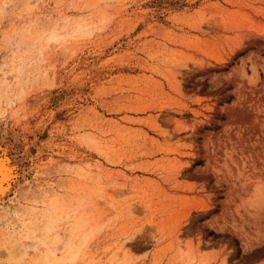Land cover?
I'll return each instance as SVG.
<instances>
[{
    "label": "rangeland",
    "instance_id": "rangeland-1",
    "mask_svg": "<svg viewBox=\"0 0 264 264\" xmlns=\"http://www.w3.org/2000/svg\"><path fill=\"white\" fill-rule=\"evenodd\" d=\"M0 163V264H264V0H0Z\"/></svg>",
    "mask_w": 264,
    "mask_h": 264
},
{
    "label": "bare ground",
    "instance_id": "bare-ground-1",
    "mask_svg": "<svg viewBox=\"0 0 264 264\" xmlns=\"http://www.w3.org/2000/svg\"><path fill=\"white\" fill-rule=\"evenodd\" d=\"M59 34L58 33H56L55 32V29H54V31H51L50 32V34H49V36H48V39H55L57 36H58ZM8 190H9V184L7 183V168L4 166V165H2L1 163H0V194L2 195V194H4V193H6V192H8ZM73 229H77V227H74ZM72 229V230H73ZM40 234H42L41 232H39L38 233V235H40ZM71 234H73V231H70L69 232V235H71ZM79 235V234H78ZM83 240V239H82ZM85 240V239H84ZM38 242H39V240H36V241H31V242H27L28 243V245H29V248H30V246L31 247H36L37 246V244H38ZM84 242V241H83ZM65 243V242H64ZM71 243H72V241L70 242V244L67 246L68 247V251H72V250H70V248H71ZM67 245V244H66ZM73 245V244H72ZM81 246V245H80ZM19 247V246H18ZM64 247V246H63ZM74 247V246H73ZM32 248V249H33ZM56 246H52L51 245V247L50 248H47L46 250H44L45 252L43 253L44 254V256H43V258L47 261V264H61L60 262L61 261H58L57 259H54L53 257H50L51 255H53L54 254V251L56 250ZM77 248V247H76ZM64 249V248H63ZM72 249V248H71ZM29 250V249H28ZM67 250V249H66ZM31 251V250H30ZM74 252V251H73ZM77 255V254H76ZM67 256H68V254H67ZM43 258H42V256H41V258L39 259V260H37V262H35L34 264H43ZM71 260L73 259V258H75V255L74 256H72V255H70V257H69ZM67 259V258H66ZM65 259V260H66ZM69 259V260H70ZM36 260V259H35ZM65 262V261H64ZM63 264V263H62Z\"/></svg>",
    "mask_w": 264,
    "mask_h": 264
}]
</instances>
